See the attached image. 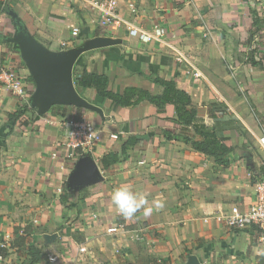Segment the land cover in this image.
Here are the masks:
<instances>
[{"label":"crops","instance_id":"obj_1","mask_svg":"<svg viewBox=\"0 0 264 264\" xmlns=\"http://www.w3.org/2000/svg\"><path fill=\"white\" fill-rule=\"evenodd\" d=\"M101 1L0 0V60L19 71L26 93L0 81V241L7 244L0 264H186L192 255L199 264H263L257 229L232 228L217 214L234 205L247 210L264 174V67L255 64L264 66V0H117L122 20L114 27L101 26ZM157 26L165 30L160 40H143ZM21 29L54 51L96 36L120 40L83 53L80 62L107 74L119 92L133 85L161 94L146 76L174 79L199 114L216 118L229 163L167 139L164 129L176 131L170 105L163 113L147 100L116 106L88 88L83 97L101 103L102 113L79 107L75 120L71 105L41 113L37 84L9 40ZM70 121L93 125L98 138L88 149L74 146ZM135 134L142 142L103 167L102 157ZM89 159L100 176L78 183ZM121 185L146 192L150 203L163 200L164 208L125 220L111 202Z\"/></svg>","mask_w":264,"mask_h":264},{"label":"trees","instance_id":"obj_2","mask_svg":"<svg viewBox=\"0 0 264 264\" xmlns=\"http://www.w3.org/2000/svg\"><path fill=\"white\" fill-rule=\"evenodd\" d=\"M252 11L254 15H257L255 10ZM259 23V18L255 16L254 25L256 26V30H260L258 27ZM255 64H260L264 67L259 62H255ZM146 77L163 87L161 94H152L140 86L133 85H127L123 92L113 90L110 87V78L107 74L89 71L87 66L82 64L79 59L76 61L73 69L75 87L82 96L83 90L89 88L94 89L96 95L101 100H108L116 106L132 108L142 101L147 100L158 107L159 113L165 112L167 106H172L175 113L172 120L176 124V131L164 129L163 135L167 139L181 140L190 145L195 151L214 157L219 165H227L229 163L231 148L226 144V138L221 136L216 129V118L212 116V122L199 114L193 104L191 95L186 90L178 87L174 79H166L157 74H150ZM99 105L102 106L101 103ZM76 109L78 113L74 119L79 120L81 119V108L76 107ZM21 114L22 112L9 114V119H17ZM144 137V135L140 134L130 135L121 144L119 152H110L102 157L101 162L103 167L106 168L124 158L128 150L142 142ZM2 141L0 137V145ZM14 242L15 240L11 242V247L14 246ZM2 253L5 255L4 250H2Z\"/></svg>","mask_w":264,"mask_h":264},{"label":"water","instance_id":"obj_3","mask_svg":"<svg viewBox=\"0 0 264 264\" xmlns=\"http://www.w3.org/2000/svg\"><path fill=\"white\" fill-rule=\"evenodd\" d=\"M10 40L19 46L21 55L37 84L34 98H40L41 113L48 111L53 105H71L103 112L101 106L79 94L73 79V69L83 53L117 45L120 40L96 36L79 46L61 51L47 47L25 29L17 31ZM99 176L98 165L89 159L80 166L76 181L84 183ZM199 263L198 257L192 255L186 264Z\"/></svg>","mask_w":264,"mask_h":264},{"label":"built area","instance_id":"obj_4","mask_svg":"<svg viewBox=\"0 0 264 264\" xmlns=\"http://www.w3.org/2000/svg\"><path fill=\"white\" fill-rule=\"evenodd\" d=\"M96 6L99 8L101 26L111 25L114 27L122 20L118 11L117 0H102L99 4H96ZM164 33V28L162 26H157L154 33L143 34V40H160ZM72 34L75 37L79 36V29L77 27L73 28ZM195 76L197 78L203 77L200 71H195ZM0 81L3 82L9 90L15 92L19 96H25L26 93L23 77L13 65H8L2 60H0ZM69 124V136L74 138L72 141L74 142L73 144L75 147L80 146L83 148L86 145V148L88 149L89 146L98 138L97 132L89 121H70ZM262 140L264 142V138H262ZM217 219L232 228L257 229L259 232V244L264 264V174L260 176L256 183V202L254 204L244 211L237 205L230 207L228 210L221 209L217 214ZM141 232L142 230L133 232L132 238L139 239L141 237ZM6 247L7 244L0 241V262L4 260L2 250H5ZM54 260H56L55 257L51 258V261Z\"/></svg>","mask_w":264,"mask_h":264},{"label":"clouds","instance_id":"obj_5","mask_svg":"<svg viewBox=\"0 0 264 264\" xmlns=\"http://www.w3.org/2000/svg\"><path fill=\"white\" fill-rule=\"evenodd\" d=\"M111 202L125 220L133 218L141 211L147 218L154 211H159L165 206V202L161 199H154L150 203L146 192L134 191L127 185H121L114 189L111 194Z\"/></svg>","mask_w":264,"mask_h":264},{"label":"rangeland","instance_id":"obj_6","mask_svg":"<svg viewBox=\"0 0 264 264\" xmlns=\"http://www.w3.org/2000/svg\"><path fill=\"white\" fill-rule=\"evenodd\" d=\"M11 28H12V27H11ZM12 30H13V29H12ZM9 40H10V38H9ZM10 41H11V40H10ZM11 42H12V41H11ZM13 43H14V42H13ZM14 44H15V49H18V50L20 51L19 46H18V45L16 46L17 43H14ZM81 44H82V43H81ZM79 45H80V44H79ZM20 53H21V51H20Z\"/></svg>","mask_w":264,"mask_h":264}]
</instances>
